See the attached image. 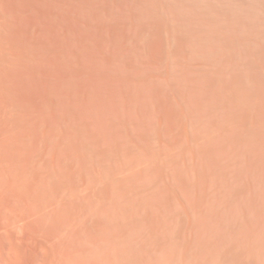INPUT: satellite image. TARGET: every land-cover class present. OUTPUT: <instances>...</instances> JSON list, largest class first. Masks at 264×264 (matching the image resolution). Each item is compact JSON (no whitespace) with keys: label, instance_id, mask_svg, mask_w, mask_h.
<instances>
[{"label":"rangeland","instance_id":"374dc122","mask_svg":"<svg viewBox=\"0 0 264 264\" xmlns=\"http://www.w3.org/2000/svg\"><path fill=\"white\" fill-rule=\"evenodd\" d=\"M263 84L264 0H0V264H264Z\"/></svg>","mask_w":264,"mask_h":264},{"label":"bare ground","instance_id":"6f19581e","mask_svg":"<svg viewBox=\"0 0 264 264\" xmlns=\"http://www.w3.org/2000/svg\"><path fill=\"white\" fill-rule=\"evenodd\" d=\"M264 85V84H263ZM260 86V85H259ZM259 86H257V87H259ZM222 88V87H221ZM259 89H260V87H259ZM225 90V89H224ZM223 90V91H224ZM215 91H216V89H215ZM215 91H213V92H215ZM226 91V90H225ZM224 91V92H225ZM255 91V90H254ZM258 91V90H257ZM208 92V91H207ZM210 92V91H209ZM212 92V93H213ZM251 92V91H250ZM261 92V91H260ZM219 94H220V92H219ZM218 94V95H219ZM252 94V93H251ZM259 94V93H258ZM264 94V93H263ZM214 95V94H213ZM225 95V94H224ZM227 95V94H226ZM252 96V95H251ZM261 97V96H260ZM252 98V97H251ZM209 99V98H208ZM217 99V98H216ZM220 99V98H219ZM225 99V98H224ZM263 99V98H262ZM205 101V100H204ZM222 101V100H221ZM255 101V100H254ZM258 101H259V99H258ZM207 102V101H206ZM252 102H253V100H252ZM261 102V101H260ZM259 102V103H260ZM263 102V101H262ZM215 103V102H214ZM208 104H209V102H208ZM212 105V104H211ZM215 106H218V105H215ZM215 106H214V108H215ZM255 106V105H254ZM256 107V106H255ZM262 107H263V105H262ZM258 109H260V108H258ZM207 110V109H206ZM255 110H256V108H255ZM212 111V110H211ZM214 111H218V110H214ZM214 111H212L213 113H214ZM254 111V110H253ZM260 111H262V109L260 110ZM245 112V111H244ZM249 112V111H248ZM253 113V112H252ZM255 113V112H254ZM210 114V113H209ZM212 114V113H211ZM221 114V113H220ZM251 114V113H250ZM263 114V113H262ZM262 114H261V116H262ZM259 115V114H258ZM206 116V115H205ZM211 116V115H210ZM220 116V115H219ZM249 116V115H248ZM216 117V116H215ZM209 118V117H208ZM210 118H212V117H210ZM209 118V119H210ZM218 118V117H217ZM251 118V117H250ZM254 118V117H253ZM260 118V117H259ZM263 118V117H262ZM209 119H207V120H209ZM220 119V118H219ZM252 119V118H251ZM217 120V119H216ZM221 120V119H220ZM239 120V119H238ZM253 120H255V119H253ZM242 121H243V119H242ZM244 121H245V119H244ZM256 121H258V120H256ZM261 121V120H260ZM206 122V121H205ZM219 122H221V121H219ZM210 123V122H209ZM216 123H218V121L216 122ZM215 123V124H216ZM251 123V122H250ZM253 123H255V122H253ZM206 124H208V123H206ZM233 124V123H232ZM244 124V123H243ZM214 124H212V126H213ZM239 125V124H238ZM253 125V124H252ZM264 125V124H263ZM211 126V125H210ZM236 126V125H235ZM219 127V126H218ZM244 127V126H243ZM242 127V128H243ZM247 127V126H246ZM223 128H224V126H223ZM226 128V127H225ZM253 128V127H252ZM258 128V127H257ZM256 128V129H257ZM207 129V128H206ZM245 129H247V128H245ZM255 129V128H254ZM262 129H263V127H262ZM209 130V129H208ZM260 130V129H259ZM258 130V131H259ZM211 131V130H210ZM225 131V130H224ZM230 131V130H229ZM232 131V130H231ZM220 132V131H219ZM249 132V131H248ZM256 132V131H255ZM214 133H215V131H214ZM222 133V132H221ZM257 133V132H256ZM264 133V132H263ZM254 134V133H253ZM203 135H205V133L203 134ZM243 135V134H242ZM263 137H264V135H262ZM205 137V136H204ZM246 137V136H245ZM261 137V136H260ZM206 138V137H205ZM204 138V139H205ZM207 138H208V136H207ZM233 138V137H232ZM262 138V137H261ZM245 139V138H244ZM249 139V138H248ZM263 139V138H262ZM241 140V139H240ZM252 140V139H251ZM250 140V141H251ZM254 140H255V138H254ZM258 140H259V138H258ZM207 141V140H206ZM220 141V140H219ZM234 141V140H233ZM232 141V142H233ZM256 141H257V138H256ZM255 141V142H256ZM205 142V141H204ZM253 142V141H252ZM263 142H264V140H263ZM262 142V143H263ZM234 143V142H233ZM259 144H261V142H259ZM206 145V144H205ZM249 145H251V144H249ZM263 145V144H262ZM264 146V145H263ZM217 147V146H216ZM215 148V147H214ZM237 148H238V146H237ZM250 148V147H249ZM257 148V147H256ZM256 148H254L253 150H255ZM208 149V148H207ZM211 150V149H210ZM221 152V151H220ZM261 153V152H260ZM257 154H258V152H257ZM263 155L262 156H260V157H262V162H263V169H261V173H259V172H257L256 170H254V172H252V173H249L248 172V175H246L247 177H246V179H248L247 181V185H248V187H246V189H245V192H244V197H264V147H263V153H262ZM210 155V154H209ZM253 155H254V153H253ZM254 156H256V154L254 155ZM252 159V158H251ZM257 159V158H256ZM259 159V158H258ZM257 159V160H258ZM256 160V161H257ZM221 161V160H220ZM253 161V160H252ZM252 161H250V162H252ZM236 163V162H235ZM244 163V162H243ZM254 163H255V161H254ZM261 163V162H260ZM257 164V163H256ZM252 165V164H251ZM255 165V164H254ZM243 166V165H242ZM212 167H213V165H212ZM248 167V166H247ZM250 168V167H249ZM213 169V168H212ZM246 169V168H245ZM248 169V168H247ZM260 169V168H259ZM223 170V169H222ZM215 171H216V169H215ZM220 171V170H219ZM247 171V170H246ZM249 171H250V169H249ZM226 172V171H225ZM224 172V173H225ZM245 172V171H244ZM206 173H207V171H206ZM240 173V172H239ZM209 174V173H208ZM221 174V173H220ZM211 175V174H210ZM218 175V174H217ZM214 176V175H213ZM218 177V176H217ZM207 178V177H206ZM214 178V177H213ZM241 178V177H240ZM213 180V179H212ZM230 180V179H229ZM239 181V180H238ZM206 182V181H205ZM234 182V181H233ZM209 183V182H208ZM211 183V182H210ZM215 183V182H214ZM221 183V182H220ZM223 183V182H222ZM230 183H232V182H230ZM233 184V183H232ZM236 184V183H235ZM209 185V184H208ZM211 185V184H210ZM216 185V184H215ZM241 185V184H240ZM219 186V185H218ZM221 186H223V185H221ZM224 186H225V184H224ZM228 186V185H227ZM226 186V187H227ZM229 186H232V185H229ZM204 187H205V184H204ZM210 188V187H209ZM224 188V187H223ZM234 188V187H233ZM232 188V189H233ZM215 189V188H214ZM218 189H219V187H218ZM207 190H209L208 188H207ZM213 191V190H212ZM222 191V190H221ZM234 191V190H233ZM208 192V191H207ZM215 193V192H214ZM209 194H211V193H209ZM208 194V195H209ZM238 194V193H237ZM234 195V194H233ZM218 196V195H217ZM223 196V195H222ZM230 196V195H229ZM237 196V195H236ZM219 197V196H218ZM215 198H216V195H215ZM233 198V197H232ZM218 199V198H217ZM253 199V198H252ZM209 200V199H208ZM213 200V199H212ZM211 200V201H212ZM231 200V199H230ZM249 200V199H248ZM218 201V200H217ZM259 201V200H258ZM261 201V200H260ZM210 202V201H209ZM228 202V201H227ZM243 202V201H242ZM253 202V201H252ZM264 202V201H263ZM205 203V202H204ZM207 203V202H206ZM212 203V202H211ZM218 203V202H217ZM230 203V202H229ZM249 203V202H248ZM215 204V203H214ZM242 204V203H241ZM252 204V203H251ZM253 204H255V202L253 203ZM207 205V204H206ZM208 205H209V203H208ZM219 205V204H218ZM231 205V204H230ZM242 205H245V204H242ZM220 206H221V204H220ZM204 207H205V205H204ZM211 207V206H210ZM257 208V207H256ZM259 208V207H258ZM249 211V210H248ZM261 211V210H260ZM259 210H258V212H260ZM257 212V211H256ZM255 212V213H256ZM258 212H257V214H258ZM252 213V212H251ZM254 213V214H255ZM262 214V213H261ZM260 215V214H259ZM211 216V215H210ZM249 216V215H248ZM262 216V215H261ZM264 216V215H263ZM207 217V216H206ZM251 218H252V216H250ZM255 217V216H254ZM208 218V217H207ZM244 218V217H243ZM248 218V217H247ZM250 218V219H251ZM211 219V218H210ZM258 219H260V218H258ZM206 220V219H205ZM257 220V219H256ZM264 220V219H263ZM210 221V220H209ZM253 221V220H252ZM261 221V220H260ZM206 222V221H205ZM235 222H236V220H235ZM243 222V221H242ZM250 222V221H249ZM251 223V222H250ZM259 223V222H258ZM261 223H263V224H261V225H264V221L263 222H261ZM213 224V223H212ZM254 223H252V225H253ZM208 225V224H207ZM247 225H248V223H247ZM246 225V226H247ZM259 225V224H258ZM213 226V225H212ZM209 227H210V225H209ZM218 227H219V225H218ZM240 227V226H239ZM252 227V226H251ZM256 228V227H255ZM254 228V229H255ZM206 229V228H205ZM242 229V228H241ZM263 229V228H262ZM1 230V229H0ZM207 230V229H206ZM247 230V229H246ZM245 230V231H246ZM260 231V230H259ZM262 231V230H261ZM260 231V232H261ZM259 232V233H260ZM208 233V232H207ZM220 233V232H219ZM248 233V232H247ZM214 234V233H213ZM209 235H210V233H209ZM253 235V234H252ZM261 236V235H260ZM206 237V236H205ZM256 237V236H255ZM262 237V236H261ZM2 238V236H0V239ZM211 238V237H210ZM215 238H216V236H215ZM264 239V238H263ZM216 240H218L217 238H216ZM1 241V240H0ZM253 241V240H252ZM260 241V240H259ZM218 243V242H217ZM260 243V242H259ZM211 244V243H210ZM255 244V243H254ZM254 244H252L253 246H255ZM260 245V244H259ZM207 246V245H206ZM210 246V245H209ZM211 247V246H210ZM252 247H250V249H251ZM256 248V247H255ZM258 248H260V247H258ZM253 249V248H252ZM264 249V248H263ZM262 249V250H263ZM245 250V249H244ZM243 250V251H244ZM256 251V250H255ZM259 251V250H258ZM245 252H246V250H245ZM263 252V251H262ZM252 253H254V252H252ZM256 253V252H255ZM264 253V252H263ZM259 254H260V252H259ZM258 254V255H259ZM246 255V254H245ZM250 255V254H249ZM253 255V254H252ZM257 255V254H256ZM261 255V254H260ZM259 255V256H260ZM251 256V255H250ZM255 256V255H254ZM263 256V255H262ZM258 257V256H257ZM256 257V258H257ZM261 258V257H260ZM259 258V259H260ZM263 258V257H262ZM250 259H251V257H250ZM254 261V260H253ZM260 261V260H259ZM262 261V260H261ZM263 262V261H262ZM258 263V262H257Z\"/></svg>","mask_w":264,"mask_h":264}]
</instances>
